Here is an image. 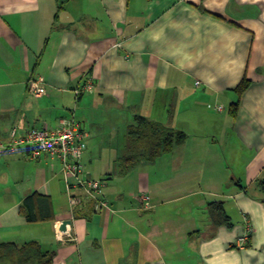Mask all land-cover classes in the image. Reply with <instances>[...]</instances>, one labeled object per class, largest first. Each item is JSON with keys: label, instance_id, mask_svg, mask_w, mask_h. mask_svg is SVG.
I'll return each instance as SVG.
<instances>
[{"label": "crops", "instance_id": "obj_1", "mask_svg": "<svg viewBox=\"0 0 264 264\" xmlns=\"http://www.w3.org/2000/svg\"><path fill=\"white\" fill-rule=\"evenodd\" d=\"M136 116L189 137L122 175ZM71 122L109 208L77 190L72 209L60 159L9 149L14 130ZM263 179L264 0H0V244L37 241L53 264H264ZM33 195L51 220L20 213Z\"/></svg>", "mask_w": 264, "mask_h": 264}, {"label": "trees", "instance_id": "obj_2", "mask_svg": "<svg viewBox=\"0 0 264 264\" xmlns=\"http://www.w3.org/2000/svg\"><path fill=\"white\" fill-rule=\"evenodd\" d=\"M70 0H58L59 9L65 7ZM250 82L244 79L236 92L241 98L249 89ZM240 101L231 107V114L237 116ZM189 135L181 130L166 127L160 122L143 116H136L135 123L127 128L126 153L117 160L120 174H129L143 161L155 162L165 154L173 152L186 143ZM258 188L264 196V179L258 182ZM264 202V198L262 199ZM93 204V203H92ZM51 203L47 198L33 195L27 198L20 208V213L30 223L51 220ZM222 216L225 213L222 204H218ZM93 210H95L93 204ZM55 253L44 251L41 244L31 241L24 245L15 243L0 244V264H53Z\"/></svg>", "mask_w": 264, "mask_h": 264}, {"label": "built area", "instance_id": "obj_3", "mask_svg": "<svg viewBox=\"0 0 264 264\" xmlns=\"http://www.w3.org/2000/svg\"><path fill=\"white\" fill-rule=\"evenodd\" d=\"M93 87L94 82L90 79L83 87L75 90L76 96L79 98L86 90H91ZM29 92L36 98L47 96L48 87L44 79L40 77L32 79L29 82ZM88 137V132L75 122L64 123L58 130L32 129L23 135H18L17 130H14L9 149L14 152L22 150L32 159H39L43 154L60 159L68 184V196L72 209L83 204L82 196L73 193L79 190L90 199L95 210L100 211L109 208L104 194L106 181L87 177L82 159L86 151ZM27 148H29L28 152ZM144 206L148 209L152 208L149 201H146ZM248 237L249 233L245 235L242 242H247Z\"/></svg>", "mask_w": 264, "mask_h": 264}, {"label": "water", "instance_id": "obj_4", "mask_svg": "<svg viewBox=\"0 0 264 264\" xmlns=\"http://www.w3.org/2000/svg\"><path fill=\"white\" fill-rule=\"evenodd\" d=\"M29 151V148H27V152ZM72 224V221H70V220H67V221H64L63 223H62V225H61V231L62 232H67V227L69 226V225H71Z\"/></svg>", "mask_w": 264, "mask_h": 264}]
</instances>
